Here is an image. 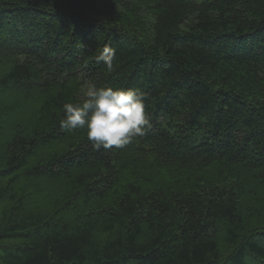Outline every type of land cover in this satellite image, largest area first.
<instances>
[{
  "label": "trees",
  "instance_id": "obj_1",
  "mask_svg": "<svg viewBox=\"0 0 264 264\" xmlns=\"http://www.w3.org/2000/svg\"><path fill=\"white\" fill-rule=\"evenodd\" d=\"M90 84L151 127L62 129ZM0 264H264V0H0Z\"/></svg>",
  "mask_w": 264,
  "mask_h": 264
},
{
  "label": "clouds",
  "instance_id": "obj_2",
  "mask_svg": "<svg viewBox=\"0 0 264 264\" xmlns=\"http://www.w3.org/2000/svg\"><path fill=\"white\" fill-rule=\"evenodd\" d=\"M110 71L115 51L105 47L100 57ZM60 126L67 131L87 129L94 150L124 148L151 127L146 93L139 88L90 84L83 99L63 105Z\"/></svg>",
  "mask_w": 264,
  "mask_h": 264
}]
</instances>
